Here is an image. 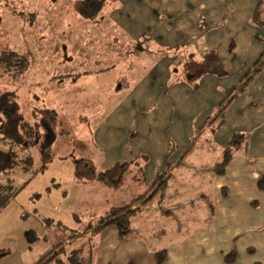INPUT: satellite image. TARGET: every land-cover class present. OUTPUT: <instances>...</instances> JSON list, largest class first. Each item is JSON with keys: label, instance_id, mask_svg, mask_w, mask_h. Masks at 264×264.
<instances>
[{"label": "crops", "instance_id": "1", "mask_svg": "<svg viewBox=\"0 0 264 264\" xmlns=\"http://www.w3.org/2000/svg\"><path fill=\"white\" fill-rule=\"evenodd\" d=\"M19 1L29 7L1 16L5 38L4 28L10 29L7 34L17 27L24 30V12L33 18L29 31L41 32L39 0ZM99 4V9L89 5L79 14L86 21L100 15L104 28H59L52 11L42 18L45 34L80 33L86 51L72 56L62 44L61 55H49V101L41 107L97 116L92 136L101 159L94 171L128 165L117 189L89 177L77 181L80 198L84 186L97 193L92 208L101 215L155 191L166 169L167 178L161 191L130 218L125 234L108 227L93 236L92 264H158L157 254L164 255L161 264H264V190L257 184L264 177V66L251 75L224 110L222 125L215 127L219 105L264 53V27L253 21L260 8L264 22V0H111L103 13L105 3ZM107 32L112 35L111 57L99 55L95 47ZM16 34L21 40L16 52L28 50L21 37L26 32ZM88 34L97 37L92 45ZM50 42L48 49L55 51L56 42ZM203 50L215 53L224 77L192 79L189 67L192 75H185L183 62L199 66L203 56L197 51ZM235 134L242 135L241 145L218 174L216 166ZM0 144L1 151L9 149ZM84 199L80 206L88 209ZM25 235L29 252L19 264H36L39 258L29 260L35 238ZM231 253L234 260L227 262Z\"/></svg>", "mask_w": 264, "mask_h": 264}, {"label": "rangeland", "instance_id": "2", "mask_svg": "<svg viewBox=\"0 0 264 264\" xmlns=\"http://www.w3.org/2000/svg\"><path fill=\"white\" fill-rule=\"evenodd\" d=\"M110 2L111 0H39L36 5L40 9L42 18L48 16V12L52 11L55 15V24L59 28L74 26L81 30L84 26L103 28L106 26V23H100V15H95L94 18L87 21L81 18L79 14L81 9L89 8V5L99 9V3H105L104 9H101V13H103L104 10L107 12ZM28 7L27 3L19 0H2V2L0 0V20L2 15L12 11L15 13L25 11L24 9ZM93 12L95 11H90V13ZM52 13L51 15H53ZM42 18L40 23V26H42L40 33L42 34L34 33L36 30L29 31L28 28L32 25L33 18L27 12H24L23 31L26 34H21V37L27 43L25 48H31L39 42L38 46L28 48L26 51L16 52L18 45L21 43V40L18 41L20 36L16 32L18 30L23 33L20 28H15L14 34H7L10 29L5 30L4 28L6 38L0 30V48L2 49H0V52L13 50L27 62V67L21 73L0 70L3 72V74H0V92H14L16 101L19 97L17 104L24 120L30 125L38 124L33 139L22 149H25L26 152L21 154V149L15 147L13 151L16 152V157L11 159V170L8 166H5L0 171V181L6 183V180L9 179L12 187L18 190L7 207L0 212V264H19L22 256H26V252H29L24 238L26 233L33 234V238H35L31 246L32 251L29 254V260L32 257L41 259L58 243L68 242L73 231L80 233L86 227L95 225L99 218L104 216L101 215V211L92 208L96 206L92 202L95 201L94 199L98 195L96 192L88 193L91 189L86 190L87 186L83 188L82 197H85L84 202L88 205H85L88 209L84 208V205L80 206L83 203L81 202L82 197L80 198L81 189L78 185L80 182L77 181L82 179V176L75 171L77 167L85 170L86 165L94 170L99 164L101 153L95 148L92 136L94 120L97 116L73 113L61 114L58 113L60 111L58 109L55 112L53 108L49 112L44 111L45 108L41 107L43 102L49 101V83L46 75L49 68L47 63L49 55L52 58L53 52L56 51L58 56L61 55L60 45L62 44L66 46L67 52L72 56L83 54L86 47L81 46L84 41L80 33L53 34V36L52 34H50L51 36L45 34L47 28H44V26L47 22H44ZM50 38H54L53 42H56L55 51L48 49ZM87 38L91 45L97 41L95 34H88ZM111 38V34L105 33L104 43L100 40L97 46L95 44V47L98 48L96 53L111 57L113 52ZM53 42L51 41L50 44H53ZM8 46L12 49L8 50ZM103 47L105 48L103 49ZM114 48L116 47L114 46ZM141 63L143 64L144 60L138 62V64ZM142 67L143 65L139 68L140 71ZM100 69L102 70V67ZM122 69L126 68L123 67ZM109 74L111 76L112 71ZM116 74L117 72L114 73V75ZM53 86L57 87L56 89L59 87L58 84H53ZM23 101L24 105L22 104ZM45 106L49 108L50 105L48 103ZM3 123L4 120L0 116V138ZM1 149H3L2 144H0V151ZM43 149L49 152L51 160L44 170L39 171L41 167L40 152ZM3 151L7 152L8 150ZM25 157L32 159L33 164L30 170H24L18 162V160ZM84 193H88V195L84 196ZM75 215L77 220L74 217ZM77 244L69 247L64 243L62 248L66 247V251H69L75 248ZM60 249L58 248V250ZM5 254L9 256L2 257ZM61 258H64V256L62 255Z\"/></svg>", "mask_w": 264, "mask_h": 264}, {"label": "trees", "instance_id": "3", "mask_svg": "<svg viewBox=\"0 0 264 264\" xmlns=\"http://www.w3.org/2000/svg\"><path fill=\"white\" fill-rule=\"evenodd\" d=\"M253 21L258 27H264V22L260 18V8L256 10ZM194 54H196V52L191 53L187 59L190 61L191 58L194 57ZM197 54L203 56L201 64H199V66L195 65L192 67V61H184L182 66L184 67L185 75H192L189 72V69L194 70L192 79L199 78L204 74H213L217 77H224L226 75L214 52L203 50L197 51ZM175 63L174 69L176 70V66H179L181 63L180 60L176 61ZM263 66L264 53L260 55V57L253 63L252 73L245 76L240 84L231 90V92L228 94V98L219 105L216 114V121H218L217 125L215 126L216 128H219L222 125L223 112L228 104L244 90L251 80V75L256 74ZM26 67L27 62L23 57L11 51L0 52V70L3 69L5 72L14 71L21 73ZM0 74H3V72L0 71ZM0 116L4 120L0 142L6 143L9 146L7 152L0 151V171L5 166H8L11 170V159L16 157V152L13 151V149L15 147H25L36 134L38 124L35 123L30 125L24 120L23 115L19 112L15 93L10 91L0 92ZM209 123L212 124V121ZM241 141L242 135L235 134L233 136L229 145L224 150L221 163L216 166L218 174H222L224 172L225 166L229 162L232 154L240 147ZM40 155L41 167L39 168V171H42L50 162L51 156L49 155V152L44 149L41 150ZM18 162H20L24 170H30L33 164L32 159L29 157L20 159ZM86 166L87 168L85 170H81L77 167L80 176L93 178L98 183L109 189L119 188L122 184L124 175L128 170L127 164L120 163L114 164L101 171H94L92 167H88V165ZM166 178L167 169L164 174L158 176L157 182L155 184L157 189L155 191H153V189L149 190L144 196L135 200L131 204L110 210L104 216L99 218L95 225L86 227L85 230L80 233L73 231L69 241L64 243L69 247H72L78 243L75 248L66 251V247L64 249L62 248L64 243H58L47 254H44L36 264H92L95 251L93 236L108 227H116L121 235L125 234L129 229L130 218L136 214L140 207L144 206L152 199V196L154 193H156V191H161V189L165 186ZM10 183L11 181L9 179L6 180V183L0 181V212H2V210L7 207V205L18 192V190L14 189ZM257 184L259 189L264 190V177H261ZM75 218L77 220V216H75ZM58 248L61 249L58 250ZM62 255L64 258H61ZM47 259L49 260L44 263V261ZM225 260L227 262H232L234 260V254H229ZM156 261L158 264H161L164 261V255L157 254Z\"/></svg>", "mask_w": 264, "mask_h": 264}, {"label": "flooded vegetation", "instance_id": "4", "mask_svg": "<svg viewBox=\"0 0 264 264\" xmlns=\"http://www.w3.org/2000/svg\"><path fill=\"white\" fill-rule=\"evenodd\" d=\"M85 6V5H84Z\"/></svg>", "mask_w": 264, "mask_h": 264}]
</instances>
